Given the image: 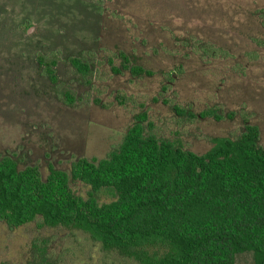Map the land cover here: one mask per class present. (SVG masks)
<instances>
[{
    "label": "rangeland",
    "instance_id": "1",
    "mask_svg": "<svg viewBox=\"0 0 264 264\" xmlns=\"http://www.w3.org/2000/svg\"><path fill=\"white\" fill-rule=\"evenodd\" d=\"M38 54L56 60V85ZM73 56L89 63L86 76ZM143 113L157 137L197 154L246 124L264 146V0H0V157L46 178L49 165L105 157ZM70 186L83 197L89 189ZM253 263L250 251L235 256ZM0 264L139 263L36 218L14 228L0 220Z\"/></svg>",
    "mask_w": 264,
    "mask_h": 264
},
{
    "label": "trees",
    "instance_id": "2",
    "mask_svg": "<svg viewBox=\"0 0 264 264\" xmlns=\"http://www.w3.org/2000/svg\"><path fill=\"white\" fill-rule=\"evenodd\" d=\"M36 62L56 85V60L38 54ZM68 62L88 74L81 57ZM123 68L132 75L151 73L139 65ZM61 95L74 104L71 91ZM145 120L144 113L137 116L105 157L78 158L68 171L49 165L46 178L36 166L19 168L14 157H0V220L14 228L39 218L46 228L82 231L103 250L139 264H234L244 251L253 253V264H264L258 126L246 124L236 138H217L197 154L157 137ZM71 180L89 187L85 197L74 192ZM102 190L112 200L100 202Z\"/></svg>",
    "mask_w": 264,
    "mask_h": 264
}]
</instances>
